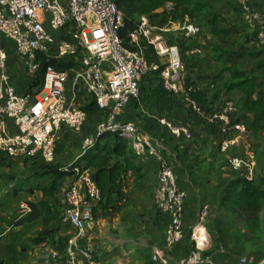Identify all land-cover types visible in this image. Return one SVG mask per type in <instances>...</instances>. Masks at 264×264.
<instances>
[{
  "label": "built area",
  "instance_id": "2783aa9c",
  "mask_svg": "<svg viewBox=\"0 0 264 264\" xmlns=\"http://www.w3.org/2000/svg\"><path fill=\"white\" fill-rule=\"evenodd\" d=\"M236 1L243 21L256 27L257 43L264 46V14L251 0ZM184 19L188 31H198V25L187 22V16ZM123 25V13L113 0H0V155L17 159L39 153L46 162L53 161L55 133L64 128L79 129L85 121L86 113L73 103L74 99H94L100 110L107 111L106 120L97 126L99 134L115 132L136 157L148 155L157 161L152 200L168 223L164 245L152 246L150 258L157 264H170L165 249L182 238V214L188 193L178 185L162 145L167 137L191 139L192 131L161 117L164 134L154 140L136 120L119 119L118 114L138 96L141 78L160 66L163 86L174 94L184 91L185 99L200 110L189 97L190 89L183 87L180 46L170 41L147 14H140L136 28L129 33V48L119 35ZM6 40L15 46L26 81L32 80L43 60L76 57L79 63L74 61L72 66L61 69L47 63L40 85L32 91L18 92L6 63ZM142 40L152 45L156 62L144 56ZM79 51L85 55L77 58ZM22 88L25 90L26 85ZM237 113L238 106L232 99L225 100L212 113L211 120L220 119L219 150L225 154L239 144L241 135L249 132ZM92 143V136L87 137L84 151ZM226 159L231 170L248 180L255 179L254 154L247 153L245 158L231 154ZM69 168L74 172L73 181L61 185L56 198L64 206L60 214L63 221L74 233L62 255L57 251L51 254L60 257L63 264H95L92 242L80 245V240L87 235L88 223L93 220L92 209L99 202V190L90 168L74 165L64 169ZM209 211V204L202 202L197 223L189 227L195 247L178 264H221L214 254L224 252L222 245L206 253L212 247L211 238L202 229V223ZM261 262L251 255L237 258V264Z\"/></svg>",
  "mask_w": 264,
  "mask_h": 264
},
{
  "label": "crops",
  "instance_id": "0c3cea01",
  "mask_svg": "<svg viewBox=\"0 0 264 264\" xmlns=\"http://www.w3.org/2000/svg\"><path fill=\"white\" fill-rule=\"evenodd\" d=\"M209 1L211 8L206 13L214 17L213 28L203 20L194 22L189 19L187 22L198 25L199 29L196 32L188 31L185 16L173 18L163 13L167 6L156 9L151 15L154 25L182 50L183 87L185 78L189 77L191 81L194 80L197 90L203 89L208 94L230 80V71L233 68L249 67V57L241 54L242 50L246 51L250 46L256 50L261 49L257 42L247 41L249 26L237 14L234 0ZM252 2L264 11V0ZM152 82L155 84V81ZM154 84L151 86L154 87ZM16 85L17 90L22 92V85ZM229 96L238 101L240 92L233 90ZM169 104L173 108L168 109L167 104L159 111L154 100L141 101L136 105H128L125 112L128 118L136 120L143 131L154 140L164 134L158 121L161 117L183 123L192 131V138L194 134H200L204 138L198 145L187 142L189 139L167 137L162 145L164 154L173 166L178 185L188 193L182 214V238L173 247L165 249L169 263L178 264L195 247L189 227L197 219L201 203H208L209 213H216V204L219 198L222 200V195L219 196L218 179L221 171L212 164L214 150L204 142L210 139L211 134L204 125L199 124L200 128L196 125L195 114L187 112L191 104L185 99L184 91L173 93ZM212 121L220 125V119ZM156 123L159 124V130L154 128ZM170 138L174 143L168 141ZM194 153L197 154L193 155ZM137 162L150 178L141 181L133 175L130 187L121 192L123 208L116 216L102 215L98 202L92 222L98 224V232L88 231L80 240V245L88 240L92 242L95 264H157L150 258V249L154 245H164L168 223L166 217L156 210L152 200L158 164L155 158L148 155L137 157ZM73 178L71 175L64 177L61 185L72 182ZM41 199L42 192L39 189L32 192L21 190L16 195H0V264H63L60 257H52L51 253L57 251L62 255L74 230L60 215L64 206L59 198H54L50 203V210L45 211L56 216L50 222L51 228H55L57 224L58 227L43 241L35 240L39 228L42 227L40 218L15 224L18 218L30 213L28 202H38ZM34 225L35 228H32ZM214 255L221 264H237L238 256L231 255L225 247L223 253Z\"/></svg>",
  "mask_w": 264,
  "mask_h": 264
},
{
  "label": "trees",
  "instance_id": "16d2710c",
  "mask_svg": "<svg viewBox=\"0 0 264 264\" xmlns=\"http://www.w3.org/2000/svg\"><path fill=\"white\" fill-rule=\"evenodd\" d=\"M113 1L123 13L124 25L119 30V35L122 38L124 45L129 48H132L129 41V33L136 28L138 16L140 14H147L151 19V15L156 9L166 7V5H169V8H165L163 11L166 15L173 18L187 16L191 21L198 22L203 20L210 24L212 28L215 27L214 17L206 13V11L211 8L209 0ZM234 7L239 17L243 20L241 16V8L236 0H234ZM260 11L264 14L263 10L260 9ZM246 24L249 27L251 26L253 28L252 31L255 32L254 37L252 34L246 35L247 41L257 42L256 27L249 25L248 23ZM249 30L251 31V29ZM249 37L252 39L249 40ZM141 46L146 59L149 61L158 60L152 45L142 40ZM260 48L261 49L257 51H253L256 49H253L252 46H250L246 51L242 50L241 54L248 57L251 56L248 61L249 67H247V69L233 68L230 71V80L226 81L221 88H217L215 91H210V94L203 89L197 90L194 80L191 81V78L189 77L185 78L184 87L185 89H190L188 91L189 97L195 102L197 108L200 110V112H197L191 105L187 112H191L193 115L195 114L194 119L197 121L201 118L206 119L213 111L218 110L225 100H234L229 96V93L233 90H237L240 92V99L238 101L234 100L238 106L236 117L244 122L248 131L263 128L264 75L261 71L259 72V70L264 69V46H260ZM256 58L259 59L255 61L252 60ZM187 62H189V59ZM47 63L61 69L72 66L74 61L71 59L58 61L43 60L39 71L31 81L26 82L25 85L27 92L32 91L33 88L40 85L44 67ZM160 70L161 66L158 69L148 72L141 78L139 94L129 102L130 106L136 105L141 101L145 102L154 100L159 111L163 110L167 104L168 109L173 108L172 104H169L173 93L163 86ZM257 70L258 73L256 74L255 72ZM152 81H155V84ZM152 84H154V87L151 86ZM177 104H179V102H177ZM182 106L183 109H186L184 105ZM80 107L85 111L87 117L96 116L98 111H100L94 99H90ZM154 128L159 130V124L156 123ZM89 136H92L93 143L82 154V160L84 161L83 168H90L92 171L94 181L99 190V204L102 215L110 214L111 216H116L123 208L121 192L122 190L128 189L132 184L133 175L137 168L135 162L136 157L115 132H103L99 134L97 127H95L88 137ZM6 159L10 158L0 155V163L4 162ZM64 168L65 167L57 165L47 166L45 167V174L51 175V181L49 184L37 187L28 186L19 189V191L26 190L28 192H32L34 189H39L42 192V199L38 202H28L31 209L30 213L18 218L15 221V224H21L25 221L40 218L43 227L50 224V222L56 218V216L51 214L50 211L47 213H45V211L50 210V203L56 198L57 191L61 186V180L74 173L72 169L69 168V170H65ZM239 176L240 177L236 178L233 177L231 181L225 185L228 195L227 212L230 213L235 212L238 208L256 207L264 202V176L259 181L248 180L241 174H239ZM17 193L18 192L14 190V194L16 195ZM94 213L95 207L92 209V216H94ZM45 227H43L44 229L42 228L35 237L37 242L43 241L45 237L54 230L51 227L49 228L50 230ZM213 250H215V248H211L209 251H206V253L212 252Z\"/></svg>",
  "mask_w": 264,
  "mask_h": 264
},
{
  "label": "rangeland",
  "instance_id": "374dc122",
  "mask_svg": "<svg viewBox=\"0 0 264 264\" xmlns=\"http://www.w3.org/2000/svg\"><path fill=\"white\" fill-rule=\"evenodd\" d=\"M249 29H251L249 34H252L254 37L255 32L252 31L253 28L250 26ZM248 39L250 40L252 38L249 37ZM4 49L7 57L6 63L12 77V84L16 89V84L18 83L25 86L27 82L26 77L22 72L21 59L15 52L14 44L11 41L6 40L4 41ZM77 55L78 58L83 57L85 54L82 51H79L77 52ZM249 57L251 58V56ZM70 59L79 63L76 60V57H71ZM260 71L264 75V69H260ZM23 91L26 92V88ZM90 99L91 98L88 96L86 98L77 96L73 103L81 106ZM125 109L126 108H124V111L119 112V119H126L127 116ZM212 113L208 115L206 119L201 118L202 120L199 119L195 122H197L196 125L199 128V124L204 125L211 134L210 139L208 138L204 142L205 144L207 143L211 145V149L214 150L215 154L213 156L212 164H214V166H216L222 174L218 176L219 196L222 195V200L219 198L218 203L216 204V213L208 214L207 218L202 223V229L210 236L212 249L222 245L223 248H227L233 256L251 255L254 256L256 261L263 260L260 264H264V202L256 207H243L238 208L233 213L227 212L228 195L225 188V185H227L233 177H240L239 174L232 171L227 164V155L240 154L243 158H245L247 153L254 154L256 159L254 181H259L264 176V127L259 130H251L247 134L241 135L239 144L225 154L219 150L221 131L219 124L211 120L213 115ZM106 117L107 111L100 110L96 116H86L84 123L79 127V129L64 128L55 133V156L54 160L51 162H46L39 153L26 155L17 159L10 158L1 162L0 195H15L14 190L19 192L20 188H26L28 186L37 187L49 184L51 181V175L45 174V167L47 166L57 165L61 167H71L78 165L83 167L84 161L82 160V154L84 153L85 141L88 135L93 132L95 127L106 120ZM176 123L184 126L181 122ZM203 140L204 138H201L200 134H194L193 138L186 141L195 142L199 145V143ZM168 141L174 143L171 138ZM195 154L197 153H194L193 155ZM196 157L199 156L197 155ZM135 162L137 164V168L134 173L136 179L141 181L148 180L150 177L146 172H143L142 165L137 162V157ZM97 206L99 205L96 204L94 206L95 209ZM197 220L198 219H195L191 226L196 224ZM92 222L93 220L88 223V231L92 230L98 232V224L96 222L92 224ZM45 226L43 227L49 229L51 224H47ZM117 226L120 227V224ZM43 227L39 228L38 233ZM56 227H58V224ZM56 227L52 229H57ZM32 228H35V225ZM190 230L191 229H189V231Z\"/></svg>",
  "mask_w": 264,
  "mask_h": 264
}]
</instances>
